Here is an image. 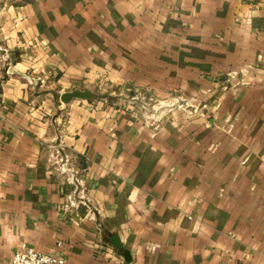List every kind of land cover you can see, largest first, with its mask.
Listing matches in <instances>:
<instances>
[{
	"label": "crops",
	"instance_id": "obj_1",
	"mask_svg": "<svg viewBox=\"0 0 264 264\" xmlns=\"http://www.w3.org/2000/svg\"><path fill=\"white\" fill-rule=\"evenodd\" d=\"M112 238L128 264H264V0H0V262L126 264Z\"/></svg>",
	"mask_w": 264,
	"mask_h": 264
},
{
	"label": "built area",
	"instance_id": "obj_2",
	"mask_svg": "<svg viewBox=\"0 0 264 264\" xmlns=\"http://www.w3.org/2000/svg\"><path fill=\"white\" fill-rule=\"evenodd\" d=\"M175 103L176 104H170L168 110H181L187 114L192 113L186 102ZM145 120L149 122L151 126H154L156 123L153 113H147L145 115ZM48 162L54 167L58 174L64 177L66 184L72 187L71 194H73V196L69 197V206L77 208L80 204L87 207L85 206L86 200L81 188V174L79 170L73 166L69 155L59 148L52 147L48 154ZM73 197L77 198V200H74ZM0 264H66V261L62 256L39 253L25 245H20L8 262H0Z\"/></svg>",
	"mask_w": 264,
	"mask_h": 264
},
{
	"label": "water",
	"instance_id": "obj_3",
	"mask_svg": "<svg viewBox=\"0 0 264 264\" xmlns=\"http://www.w3.org/2000/svg\"><path fill=\"white\" fill-rule=\"evenodd\" d=\"M91 97V94L88 91H71L62 94L59 97V101L63 104L68 103L71 100L78 99V100H86ZM170 106L168 104H162L155 110V117L158 119L166 110H168ZM111 244L118 249L119 251L122 252V258L124 263L128 264L130 262V257L127 251L122 250L120 244L116 240V238H112L110 240Z\"/></svg>",
	"mask_w": 264,
	"mask_h": 264
}]
</instances>
